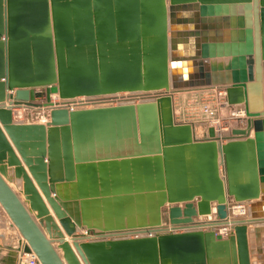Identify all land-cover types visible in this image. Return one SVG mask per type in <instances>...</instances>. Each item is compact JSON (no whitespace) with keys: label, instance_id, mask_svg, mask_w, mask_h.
Instances as JSON below:
<instances>
[{"label":"water","instance_id":"95a60500","mask_svg":"<svg viewBox=\"0 0 264 264\" xmlns=\"http://www.w3.org/2000/svg\"><path fill=\"white\" fill-rule=\"evenodd\" d=\"M263 81L264 0H0V207L19 233L6 264L19 251L37 264H258ZM201 88L243 105L244 127L198 138L177 123L173 94ZM81 96L91 103L64 101ZM27 107L48 119L14 122ZM229 197L249 216L223 236L206 227L226 224ZM211 201L218 220L197 224Z\"/></svg>","mask_w":264,"mask_h":264},{"label":"crops","instance_id":"0c3cea01","mask_svg":"<svg viewBox=\"0 0 264 264\" xmlns=\"http://www.w3.org/2000/svg\"><path fill=\"white\" fill-rule=\"evenodd\" d=\"M197 74L199 75L200 73L198 72V73H195L194 75H197ZM218 90L219 89L216 90L214 88H202V89H196V90L179 91V92L174 93V95H173L174 104L177 103L176 102V98H177V96L179 94H181L182 96H183V94H188V95H185V96H188V99H187V102H186L188 104H190L191 100H195V103H197V102L201 103V101L204 98H206V95H207L208 92H213L215 95L218 96ZM263 90H264V81H263ZM199 98H202V100L199 99ZM221 98H223V100ZM51 99H52V101L55 104L57 102H59V104L62 103V100H60L57 96H56V98L55 97H51ZM219 99H221L220 100L221 106L218 107L217 114H218V116L223 117V120L221 121V129H218V127H217L216 130H221L223 132L230 133L229 131H230L231 128L244 127V125H245V119H244L245 115H244V113H242L243 105L229 106L226 103V98H225V95H223V94H221V95L219 94ZM44 101H45V98H44ZM38 102H41V99H39ZM14 110H17V109H13L12 110V114H13L12 115V119H13L14 122L16 121V122H20V123L28 122V121L23 120V115L26 113V116H27V115L31 114V112L33 111L32 108L19 109L21 111V115L16 117L15 114H14ZM40 112H42V111H40ZM43 112L48 117V111H43ZM173 113H174V119H175V121L177 123H189V124H192V126H193L192 127V129H193L192 133H193V135H195L198 138H203V137L206 136L207 128H208V126H210L207 119H205L203 117L181 119L180 117L184 115L183 110L179 111L177 108L173 109ZM38 122H41V121H38ZM0 127L2 128L1 124H0ZM252 134H253V129H251V135ZM223 142H225V141H223ZM18 157L20 158L19 155H18ZM23 166L26 169L27 173L29 174L30 178L32 179L33 183L35 184L37 190L39 191V194L41 195V198L43 199V201L45 202L47 208L49 209L50 214L53 216L55 221L58 223L57 218H56L55 214L53 213V210L51 209L50 205L46 201L43 193L41 192V190L37 186L36 182L33 180L32 176L30 175V173H29V171H28V169H27V167H26V165L24 163H23ZM7 174L8 175H10V174L13 175V166L8 167ZM5 179L7 180V178H5ZM20 181L22 183V180H20ZM12 183L8 181L9 186L13 189ZM15 192L24 201L23 194L19 190L18 191L16 190ZM53 195L54 194L51 193V196H53ZM25 205L28 206V203H25ZM262 225H264V219L259 220L258 224H252L251 227H254V228L255 227H262ZM11 227L12 226H11L10 219L7 217L5 212L0 208V233H2L3 236H4L3 240L0 238V264H6L7 263L8 256H9L8 255L9 250L6 248V246L9 245V243H11V241H13V243H15V245L18 244V240H19V235L18 234L19 233H16L14 230H12ZM80 232H81V230H77V233H80ZM71 242L69 241V243L72 246ZM54 246H56V245H54ZM73 249H74V247H73ZM57 251H58L59 254H61V250L57 249ZM17 258H18V252L16 253L15 258H14L15 259V264H16V259ZM260 258L264 262V257H260Z\"/></svg>","mask_w":264,"mask_h":264},{"label":"rangeland","instance_id":"374dc122","mask_svg":"<svg viewBox=\"0 0 264 264\" xmlns=\"http://www.w3.org/2000/svg\"><path fill=\"white\" fill-rule=\"evenodd\" d=\"M214 89L217 90V88H214ZM212 93L213 92H208L206 97H208L207 99L210 100L211 103L215 104L216 103V99H215L216 96H215L214 93L213 94ZM164 94H165L164 90H160L158 92H140V93L138 92L137 94L136 93H131V92L130 93L129 92H121V93H116V95H114V94L111 95L110 94L109 96L108 95L107 96H102V97H99L96 100H98V102L113 103L114 105H117L119 103H137L139 101L146 100V99H152V98L156 97L157 95H164ZM185 95H188V94H183V96L181 94H179L177 96V98H176V102H177L176 104H174V100H172L173 109L177 108L179 111L183 110L184 115L180 117L181 119L195 118V117L199 118V117H201L200 115H198V114H196L194 112L195 109L199 106L200 103L197 102V103H194L193 105L186 103L187 99H188V96H185ZM52 97L56 98L55 95H52ZM172 98H173V96H172ZM39 99H41V102H43L44 101V95L41 96ZM199 99L202 100V98H199ZM221 99L223 100V98H221ZM64 101H67V100H64ZM70 101H72L70 103L73 106L90 102V101L87 100V97H84V98L83 97L73 98V99H70ZM219 106H221V105H219ZM233 106H236V105H233ZM27 108H30V107H27ZM32 109H33V111L31 112V114L26 116V113H25L23 115V120L28 121V122L30 121L29 123H37L38 121H41L42 113L38 114V112L42 111V110H45V109L44 108H42V109L32 108ZM17 110H19V109H17ZM14 111H16V110H14ZM45 111H47V110H45ZM28 122H25V123H28ZM38 123H44V121H41V122H38ZM231 200H233V199L230 198V197L226 199L225 203H226L227 206L231 205V203H232ZM216 203H217V201H211L210 202V206H211L210 212L211 213L209 212V213H206V214H201L199 216H201L205 220L206 219L205 218L206 215L213 214L212 209H213L214 204H216ZM228 212H229L230 216H233L236 219H240V218L245 217L244 215H242L240 213H238V214H236L234 216L230 209H228ZM163 221L166 222V219L164 218ZM67 239L70 241L69 238H67ZM28 258H29V255H24L23 256V259H28ZM16 264H17V259H16Z\"/></svg>","mask_w":264,"mask_h":264},{"label":"built area","instance_id":"2783aa9c","mask_svg":"<svg viewBox=\"0 0 264 264\" xmlns=\"http://www.w3.org/2000/svg\"><path fill=\"white\" fill-rule=\"evenodd\" d=\"M219 94H223L225 95V93L222 90H218V96L215 95V99H216V103L213 104L211 103L210 100H208L206 98H204L201 103L199 104V106L195 109V113L200 115L201 117L205 118L208 120L209 125L213 126L215 129H221V121L223 120V117L218 116L217 114V109L218 106L221 105L220 99H219ZM195 103V100H191L190 104L193 105ZM56 104H59V102H57ZM70 102H69V106H70ZM30 108H38V107H30ZM38 109H42V108H38ZM45 110H42V112H38L42 113L41 116V121H46L48 118L47 116L44 114ZM242 113H244V111L242 110ZM45 115V116H44ZM231 205L227 206L226 205V210H227V217L225 218L226 224L224 225H213V229L215 230L216 233L221 234L223 236H227L228 233L230 232V230L232 229V221L236 218H234L233 216L229 215L228 209L231 210L232 214L235 216L236 214L240 213L242 215H244L245 217L248 216L249 214V202L247 201H235V200H231ZM226 204V203H225ZM217 205L214 204L212 212L213 214H208L205 216V220L201 217V216H197L194 218V221L197 224H208V223H212L218 220L217 217V213H216V208L215 206ZM209 226H207L206 228H208ZM22 245L24 244V240L22 239ZM29 254V258L28 259H23V256ZM38 263V258L34 253H23V252H18V258H17V264H37Z\"/></svg>","mask_w":264,"mask_h":264},{"label":"bare ground","instance_id":"6f19581e","mask_svg":"<svg viewBox=\"0 0 264 264\" xmlns=\"http://www.w3.org/2000/svg\"><path fill=\"white\" fill-rule=\"evenodd\" d=\"M126 92H131V93H140V91H126ZM157 92V91H156ZM118 93H121V92H118ZM110 95V94H109ZM108 95V96H109ZM111 95H113V94H111ZM114 95H116V93H114ZM81 97H85V96H81ZM75 98H78V97H75ZM146 100H150V99H146ZM67 101H70V100H67ZM89 101V100H88ZM70 106L72 107L73 105H71L70 104ZM17 109H21V108H17ZM21 111L20 110H16V111H14V114H15V116L16 117H18V116H20L21 115V113H20ZM6 180V179H5ZM21 179H16V180H14L13 181V183H12V185H13V189L16 191H18L19 190V187L21 186V181H20ZM6 182L8 183V181L6 180ZM22 195V194H21ZM1 208V207H0ZM2 209V208H1ZM211 213V212H210ZM6 214V213H5ZM7 215V214H6ZM248 216H249V214H248ZM248 216H246V217H248ZM8 217V216H7ZM255 224H258V223H255ZM207 226H209L208 228L209 229H213V225H207ZM12 230H14L16 233H18V231H17V229L15 228V227H13L12 228ZM19 235V234H18ZM66 236V235H65ZM67 238H69L68 236H66ZM71 241V240H70ZM53 245H56V244H53ZM54 247H56V246H54ZM60 250V249H59ZM21 251H19V253H20ZM257 253V252H256ZM26 255H29V254H26ZM30 256V255H29ZM259 263L258 264H264V262L262 261V259L261 258H259L258 260H257Z\"/></svg>","mask_w":264,"mask_h":264}]
</instances>
